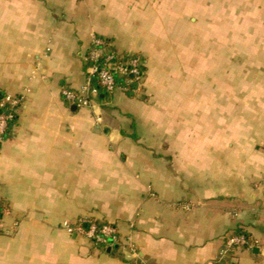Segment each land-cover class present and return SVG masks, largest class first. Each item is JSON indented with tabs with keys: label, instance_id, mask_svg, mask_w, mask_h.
<instances>
[{
	"label": "crops",
	"instance_id": "crops-1",
	"mask_svg": "<svg viewBox=\"0 0 264 264\" xmlns=\"http://www.w3.org/2000/svg\"><path fill=\"white\" fill-rule=\"evenodd\" d=\"M94 35L145 77L80 108L62 92L86 85ZM231 55L264 72V0H0V101L23 98L0 139V264H264V95L229 94ZM80 218L120 244L63 229Z\"/></svg>",
	"mask_w": 264,
	"mask_h": 264
},
{
	"label": "built area",
	"instance_id": "built-area-1",
	"mask_svg": "<svg viewBox=\"0 0 264 264\" xmlns=\"http://www.w3.org/2000/svg\"><path fill=\"white\" fill-rule=\"evenodd\" d=\"M87 83L79 90L64 88L63 99L69 105L80 108L94 109L102 92L112 94L117 88L128 89L134 83L141 82L145 77V60L140 55H120L110 49L108 42L94 35L92 48L89 54ZM123 77V84L118 78ZM97 82L99 87L94 83ZM23 98L8 96L0 101V139L6 134L8 124L15 118L16 109L22 104ZM96 123L101 125L103 118L95 116ZM2 217L0 213V230L2 229ZM63 229L71 236L81 237L91 242L95 247L112 248L119 245L121 238L117 227L110 223H90L87 218L76 221H65ZM249 245L245 237L233 235L228 238L225 248L220 252V259L235 251L238 247ZM125 249L137 255L135 249L129 243H125Z\"/></svg>",
	"mask_w": 264,
	"mask_h": 264
},
{
	"label": "rangeland",
	"instance_id": "rangeland-1",
	"mask_svg": "<svg viewBox=\"0 0 264 264\" xmlns=\"http://www.w3.org/2000/svg\"><path fill=\"white\" fill-rule=\"evenodd\" d=\"M168 1V0H167ZM164 17L166 19V22L169 23L170 21H172V19H174V15L171 13H167L164 11ZM235 47L237 46L236 44L234 45ZM214 47L215 50L218 48L222 47V41L220 40H215L214 42ZM232 42H231V47L232 48ZM234 56L231 55V67H230V71H229V94L232 96L235 95H246V96H250L253 95L254 92L257 90V95H264V72L261 73H257V72H241V71H237L236 70V66H233L232 64H235L237 62L239 63H246L248 62V58L246 57L245 59H239L236 60L235 57V61L233 60ZM220 59V57H218ZM217 59V57H215V60ZM146 65V62H145ZM221 68H219L218 71H215V94L221 95L222 94V88L220 87V84L222 83V77L226 76V73L221 72L220 70ZM225 80V79H224ZM257 81V82H256ZM225 82V81H224ZM257 83V87H255ZM224 92H227V89L224 88ZM224 93V94H225Z\"/></svg>",
	"mask_w": 264,
	"mask_h": 264
},
{
	"label": "trees",
	"instance_id": "trees-1",
	"mask_svg": "<svg viewBox=\"0 0 264 264\" xmlns=\"http://www.w3.org/2000/svg\"><path fill=\"white\" fill-rule=\"evenodd\" d=\"M123 81H124V78L123 77H119L118 78V82L119 83H122L123 84ZM94 85L96 86V87H99V85H98V83L97 82H95L94 83ZM132 86V85H131ZM131 86H129L128 88L130 89V87ZM102 94L103 95H108V94H104L103 92H102ZM101 94V95H102ZM100 98H101V96H100ZM0 112H1V110H0ZM5 211H6V208L4 207V204H2L1 202H0V213H1V216H3V214L5 213ZM88 221L90 222V223H97V224H102V223H100V222H98V221H95V220H92V219H88ZM235 235H240V236H243V237H245L246 238V240L248 241V242H250V239H249V237L247 236V235H245V234H243V233H238V234H235ZM246 246H248V245H246ZM245 247V246H244Z\"/></svg>",
	"mask_w": 264,
	"mask_h": 264
},
{
	"label": "water",
	"instance_id": "water-1",
	"mask_svg": "<svg viewBox=\"0 0 264 264\" xmlns=\"http://www.w3.org/2000/svg\"><path fill=\"white\" fill-rule=\"evenodd\" d=\"M4 98H2V100H3Z\"/></svg>",
	"mask_w": 264,
	"mask_h": 264
}]
</instances>
